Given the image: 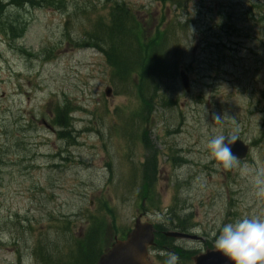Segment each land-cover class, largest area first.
Instances as JSON below:
<instances>
[{
	"label": "rangeland",
	"instance_id": "374dc122",
	"mask_svg": "<svg viewBox=\"0 0 264 264\" xmlns=\"http://www.w3.org/2000/svg\"><path fill=\"white\" fill-rule=\"evenodd\" d=\"M115 2L128 7L144 37L172 27L175 17L186 28L177 31L176 44L185 47L178 69H185L191 91L186 94L171 74L163 82L161 91L175 104L149 110L143 130L150 147L138 141L130 148L124 138L141 107L136 93L114 79L97 49L77 46L95 22L108 24ZM183 3L187 14L162 0H54V7L7 11L6 27L0 24V264H39L33 253L38 242L50 255L55 248L64 254L83 236L86 216L105 214L104 200L119 219L98 249L108 248L138 215L159 223L162 213L123 198L116 183L152 156L159 206L185 200L192 214L203 242L190 247L214 248L212 234L223 223L264 218V197L252 183L264 170V0ZM64 102L74 143L60 140L56 127L46 128ZM232 134L251 150L226 169L211 158L207 142ZM172 156H179L181 168ZM176 178L180 186L173 189ZM69 221L72 231L61 233Z\"/></svg>",
	"mask_w": 264,
	"mask_h": 264
},
{
	"label": "trees",
	"instance_id": "16d2710c",
	"mask_svg": "<svg viewBox=\"0 0 264 264\" xmlns=\"http://www.w3.org/2000/svg\"><path fill=\"white\" fill-rule=\"evenodd\" d=\"M165 3L172 5L174 9H181L184 13V1L186 0H162ZM54 0H0V24L6 27V20L9 18L7 11L27 9V8H46L54 7ZM10 27V26H8ZM20 27V26H19ZM15 31L18 27H14ZM184 30L185 26L181 24L177 17L174 18L172 27L165 29H156L153 38L144 37V29L124 4L115 2L109 12L108 24H103L100 21L94 23L91 32H85L83 39L80 42L91 48L100 50L106 60L107 65L112 69V76L120 84L124 86L125 91L136 93L141 102V107L131 116L132 123L137 124V129L132 131V134L124 135L127 145L136 141H140L145 147H150L148 136L144 131L143 125L148 121L149 110L155 104L158 106L174 105L175 100L167 91H161L164 87V81L170 76H177L178 72V55L181 50H185L178 42L176 37L179 36L178 30ZM217 46L216 43H214ZM184 53V51H183ZM68 103L57 105L54 108V119L51 121L53 126L58 129L57 136L63 141L74 143L72 136L71 118L69 116ZM141 124V126H140ZM139 139V140H138ZM141 168L133 170L131 177L123 176L117 180V186L122 185L123 198L128 196L133 197L136 206L143 208L144 205L151 211H157L158 206L154 204L153 192H155V177L157 174V163L152 158H147ZM140 170V171H139ZM113 176L110 175V178ZM132 180V184L129 180ZM111 182V180H109ZM127 195V196H126ZM126 196V197H125ZM100 210H104L103 215L86 216L87 226L83 232V236L75 237L72 244L73 251L70 252L69 261L62 259V253L58 248L49 256L44 254L42 249L44 246L39 242V252L37 259L41 264H93L97 257L101 254L102 249H98L103 245L104 234L111 227H115L117 218L115 209L109 206L108 201L104 200ZM168 217L169 224H173L176 220L177 226L183 230L185 221L190 219L189 215L175 216L172 209L165 213ZM107 217H106V216ZM70 221L66 223V227L61 230V233L67 234L72 231ZM109 227V228H108ZM155 245L171 246L168 240L161 234L162 225H155ZM129 229L119 230V235H124ZM57 257V258H56ZM55 258L57 260H55ZM61 258V259H59Z\"/></svg>",
	"mask_w": 264,
	"mask_h": 264
},
{
	"label": "clouds",
	"instance_id": "9594fccd",
	"mask_svg": "<svg viewBox=\"0 0 264 264\" xmlns=\"http://www.w3.org/2000/svg\"><path fill=\"white\" fill-rule=\"evenodd\" d=\"M217 123H222L221 117H215ZM236 135L230 137L217 135L207 142V149L212 159L229 169L236 157L232 144ZM252 183L258 189L257 197H264V170L258 172ZM215 250L222 254L229 264H264V218L242 217L238 220L223 223L213 234ZM175 257L169 264H173Z\"/></svg>",
	"mask_w": 264,
	"mask_h": 264
},
{
	"label": "water",
	"instance_id": "95a60500",
	"mask_svg": "<svg viewBox=\"0 0 264 264\" xmlns=\"http://www.w3.org/2000/svg\"><path fill=\"white\" fill-rule=\"evenodd\" d=\"M179 78L183 90L188 93L190 85L187 75L181 71ZM106 94H109V90H106ZM231 147L236 159H243L248 152V145L238 138ZM165 235L175 238L190 237L178 233H166ZM153 240L152 225L136 219L125 239L115 240L111 247L100 255L95 264H147V249L153 245ZM193 262L194 264H229L226 258L216 250H207L205 253L195 256Z\"/></svg>",
	"mask_w": 264,
	"mask_h": 264
},
{
	"label": "flooded vegetation",
	"instance_id": "af4514ba",
	"mask_svg": "<svg viewBox=\"0 0 264 264\" xmlns=\"http://www.w3.org/2000/svg\"><path fill=\"white\" fill-rule=\"evenodd\" d=\"M191 232V231H190ZM187 249L186 246H182V245H174V247H161V250L163 251L162 256H159V260L156 261V263H154V261L156 260L157 256L152 252L149 254V261L151 264H166L164 261L167 257V255L170 256H174L175 257V261L173 262V264H184L185 261H181L180 257L177 254V251L179 249ZM188 264V263H187Z\"/></svg>",
	"mask_w": 264,
	"mask_h": 264
}]
</instances>
